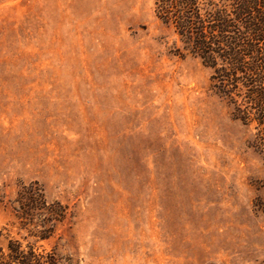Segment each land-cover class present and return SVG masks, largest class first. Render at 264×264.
I'll return each mask as SVG.
<instances>
[{
    "label": "rangeland",
    "instance_id": "obj_1",
    "mask_svg": "<svg viewBox=\"0 0 264 264\" xmlns=\"http://www.w3.org/2000/svg\"><path fill=\"white\" fill-rule=\"evenodd\" d=\"M153 0H0V243L56 264H262L264 156ZM67 216L46 240L21 185Z\"/></svg>",
    "mask_w": 264,
    "mask_h": 264
},
{
    "label": "trees",
    "instance_id": "obj_2",
    "mask_svg": "<svg viewBox=\"0 0 264 264\" xmlns=\"http://www.w3.org/2000/svg\"><path fill=\"white\" fill-rule=\"evenodd\" d=\"M153 12L181 43L177 54L210 69V89L252 130L247 144L264 156V0H153ZM14 203L19 228L40 241L67 216V206L48 200L35 181L20 186ZM0 264H56V256L9 237L0 243Z\"/></svg>",
    "mask_w": 264,
    "mask_h": 264
}]
</instances>
